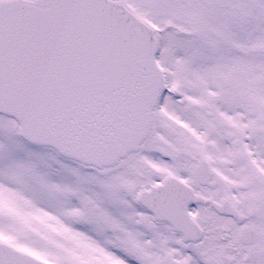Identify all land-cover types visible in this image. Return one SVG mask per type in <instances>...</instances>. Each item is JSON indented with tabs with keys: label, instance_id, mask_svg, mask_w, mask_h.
I'll return each instance as SVG.
<instances>
[{
	"label": "snow or ice",
	"instance_id": "snow-or-ice-1",
	"mask_svg": "<svg viewBox=\"0 0 264 264\" xmlns=\"http://www.w3.org/2000/svg\"><path fill=\"white\" fill-rule=\"evenodd\" d=\"M0 264H264V0H0Z\"/></svg>",
	"mask_w": 264,
	"mask_h": 264
}]
</instances>
